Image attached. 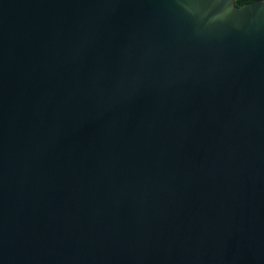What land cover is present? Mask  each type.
I'll use <instances>...</instances> for the list:
<instances>
[{
	"label": "water",
	"instance_id": "95a60500",
	"mask_svg": "<svg viewBox=\"0 0 264 264\" xmlns=\"http://www.w3.org/2000/svg\"><path fill=\"white\" fill-rule=\"evenodd\" d=\"M0 264H264V0H0Z\"/></svg>",
	"mask_w": 264,
	"mask_h": 264
},
{
	"label": "trees",
	"instance_id": "16d2710c",
	"mask_svg": "<svg viewBox=\"0 0 264 264\" xmlns=\"http://www.w3.org/2000/svg\"><path fill=\"white\" fill-rule=\"evenodd\" d=\"M250 1H252V0H235V4L240 5L242 3H247V2H250Z\"/></svg>",
	"mask_w": 264,
	"mask_h": 264
}]
</instances>
